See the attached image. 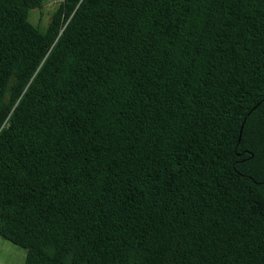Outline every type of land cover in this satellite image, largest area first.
I'll use <instances>...</instances> for the list:
<instances>
[{
	"label": "trees",
	"instance_id": "1",
	"mask_svg": "<svg viewBox=\"0 0 264 264\" xmlns=\"http://www.w3.org/2000/svg\"><path fill=\"white\" fill-rule=\"evenodd\" d=\"M46 2L0 0V238L264 264V0H77L41 30Z\"/></svg>",
	"mask_w": 264,
	"mask_h": 264
},
{
	"label": "rangeland",
	"instance_id": "2",
	"mask_svg": "<svg viewBox=\"0 0 264 264\" xmlns=\"http://www.w3.org/2000/svg\"><path fill=\"white\" fill-rule=\"evenodd\" d=\"M49 1L47 0L45 6L41 9L30 11V22L39 26L41 30H45L50 22L53 10L51 11V7L47 5ZM25 258V249L0 238V264H24Z\"/></svg>",
	"mask_w": 264,
	"mask_h": 264
},
{
	"label": "built area",
	"instance_id": "3",
	"mask_svg": "<svg viewBox=\"0 0 264 264\" xmlns=\"http://www.w3.org/2000/svg\"><path fill=\"white\" fill-rule=\"evenodd\" d=\"M67 3V0H50L47 5H49L51 7V11L55 10L57 7H59L60 5H63ZM46 5V6H47ZM79 5V3L77 4V6ZM65 26V25H64ZM64 26L62 27V29L64 28Z\"/></svg>",
	"mask_w": 264,
	"mask_h": 264
},
{
	"label": "water",
	"instance_id": "4",
	"mask_svg": "<svg viewBox=\"0 0 264 264\" xmlns=\"http://www.w3.org/2000/svg\"><path fill=\"white\" fill-rule=\"evenodd\" d=\"M77 0H67V3L72 4V3H76Z\"/></svg>",
	"mask_w": 264,
	"mask_h": 264
}]
</instances>
